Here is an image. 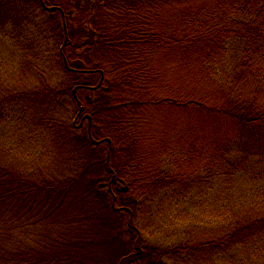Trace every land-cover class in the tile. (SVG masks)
I'll list each match as a JSON object with an SVG mask.
<instances>
[{
  "label": "trees",
  "instance_id": "trees-1",
  "mask_svg": "<svg viewBox=\"0 0 264 264\" xmlns=\"http://www.w3.org/2000/svg\"><path fill=\"white\" fill-rule=\"evenodd\" d=\"M63 2L50 0L49 15L61 22L66 39L57 48L70 77L61 90L71 89L79 127L65 125L69 140L55 142L76 156L79 171L58 180L19 172L0 157V264L75 262L76 251H89L90 219L103 222L96 223L97 236L111 246L127 239L122 252L103 262L134 264L143 247L140 204L151 201L163 184L181 182L189 170L210 181L231 180L242 159L264 158V0H103L92 12L84 10L81 22L91 27L79 35ZM13 3L0 0V10H11ZM229 40L239 45L231 65ZM186 57L194 71L188 85L180 70H170ZM19 97L3 91L0 82V123L4 106ZM186 114L193 125L198 118H214L216 127L227 131L211 142L197 128L153 129L156 117L183 115L178 118L183 122ZM68 196L75 207L63 205ZM231 222L206 243L164 251L144 247L142 253L147 264H165V257L187 249L188 255L209 252L212 264L219 254L234 264L235 252L257 255L264 249L263 211Z\"/></svg>",
  "mask_w": 264,
  "mask_h": 264
},
{
  "label": "rangeland",
  "instance_id": "rangeland-1",
  "mask_svg": "<svg viewBox=\"0 0 264 264\" xmlns=\"http://www.w3.org/2000/svg\"><path fill=\"white\" fill-rule=\"evenodd\" d=\"M101 1L64 0L61 3L67 8L66 14L71 15L70 25L78 31V35L81 28L89 32L91 27L89 22H81L86 20L82 16L84 10L92 12ZM15 4L11 10H0V15L9 14L8 19L0 20L1 89H8L11 94L20 96L4 106L5 115L0 123V157L5 162L14 163L19 172H37L60 180L79 171V163H75L76 156L73 153L67 154L60 146L57 148L55 142L57 137L68 138L65 125L79 124L71 89L61 90L63 84L70 81L57 54L61 39H65L61 32V22L54 20L42 9L30 8L29 0H16ZM238 47V43L233 40L227 42V61L230 65L236 61ZM180 61L171 66L170 70H180V77L188 85L194 71L189 69L187 57ZM72 78L79 82V76L74 75ZM90 78L89 82H94ZM181 116L169 120L156 117L152 122L155 125L154 131L161 133L170 126L172 130L185 128L189 131L197 128L211 142L218 140V135L227 131L226 127L217 128V120L214 118H198L193 125L188 120V114L183 122L178 121ZM63 129L64 133H58ZM78 136L79 129L73 138L70 137L76 141ZM238 169L239 172L231 176V180L228 176H221L212 181L205 173L195 176L189 170L187 178L173 185L163 184L151 201L141 202L137 216L142 229L143 247L140 248V258L134 264H147L142 253L144 247L164 251L173 250L175 246L206 243L209 239L217 238L234 219L257 216L260 210L264 212V158L252 156L242 159ZM78 202L76 206L80 224L83 222L82 204L79 199ZM63 205L67 208L75 207L73 197L68 196ZM91 221H87L88 226L92 227L91 237L87 241L89 251H76L75 262L67 260L61 264H105L104 260L111 261L125 249L126 237H122L119 244L111 246L108 240H101L97 236L99 228L96 223L102 226L103 222L99 219L96 223ZM37 228H41V225L36 227V231ZM83 228L79 226V230ZM77 239L79 242V237ZM188 250L185 253L181 250V253L175 252L174 256L170 259L165 257L163 261L165 264H212L209 252L188 255ZM260 250L257 255L235 252L232 261L234 264H264V249ZM62 251H59L61 257L65 253ZM79 258L83 260L82 263ZM54 263L59 264V261ZM214 264L231 263L227 257L219 254L214 256Z\"/></svg>",
  "mask_w": 264,
  "mask_h": 264
},
{
  "label": "flooded vegetation",
  "instance_id": "flooded-vegetation-1",
  "mask_svg": "<svg viewBox=\"0 0 264 264\" xmlns=\"http://www.w3.org/2000/svg\"><path fill=\"white\" fill-rule=\"evenodd\" d=\"M16 1V0H15ZM15 1H12V0H9V3H11V2H15ZM50 1V0H49ZM49 1H47V0H29V3H30V8H35V7H37V6H42V10H44V11H46V12H48V13H50V11H51V8H52V6H50L49 5ZM34 4H32V3ZM32 4V5H31ZM13 5H16L15 3H13L12 4V6ZM12 6H11V8H12ZM54 7V6H53ZM78 62V61H77ZM73 94L75 95V91L73 92ZM78 118H79V114H78ZM78 127H79V124H78Z\"/></svg>",
  "mask_w": 264,
  "mask_h": 264
},
{
  "label": "water",
  "instance_id": "water-1",
  "mask_svg": "<svg viewBox=\"0 0 264 264\" xmlns=\"http://www.w3.org/2000/svg\"><path fill=\"white\" fill-rule=\"evenodd\" d=\"M74 91H75V90H73V92H74ZM124 189H125V188H124ZM138 252L140 253V252H141V250H139Z\"/></svg>",
  "mask_w": 264,
  "mask_h": 264
}]
</instances>
